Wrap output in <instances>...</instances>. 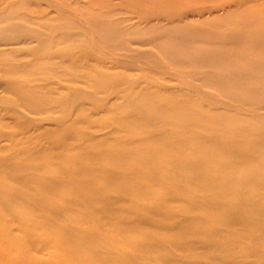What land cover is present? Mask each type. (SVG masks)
<instances>
[{
    "label": "bare ground",
    "instance_id": "1",
    "mask_svg": "<svg viewBox=\"0 0 264 264\" xmlns=\"http://www.w3.org/2000/svg\"><path fill=\"white\" fill-rule=\"evenodd\" d=\"M216 1L0 0V264H264V0Z\"/></svg>",
    "mask_w": 264,
    "mask_h": 264
},
{
    "label": "rangeland",
    "instance_id": "2",
    "mask_svg": "<svg viewBox=\"0 0 264 264\" xmlns=\"http://www.w3.org/2000/svg\"><path fill=\"white\" fill-rule=\"evenodd\" d=\"M214 3H217L218 4V2L216 1V0H202V10L204 9V8H206L207 6L206 5H212V4H214ZM204 7V8H203ZM208 9V8H207ZM205 15H208V14H205ZM133 46H135V47H137L138 45H133ZM142 48H149L148 46H143ZM102 48H100V50H98V52H100V53H102L103 54V49L101 50ZM27 59V58H26ZM55 61H57V60H55ZM101 61V60H100ZM54 62V61H53ZM42 64H45L44 62H41ZM146 68V65H143V64H141L140 66H137L136 68H139V69H131V70H127V69H125V68H123V67H119V66H117V61L115 60V59H112V58H105V59H102V62H100L99 63V65H97V68L98 69H100L101 71L102 70H104L105 68L106 69H109V74L111 73V74H121V73H126L127 75H131V76H134V77H138L140 74H141V70H142V68ZM149 68V67H148ZM100 70L99 71H97L96 73H101L100 72ZM147 70V69H146ZM104 71H106V70H104ZM107 72V71H106ZM13 76H15V78H17V79H19L18 77H23L24 75H21V74H14ZM40 77H42V78H45V77H50V76H58V77H60L61 79H60V84H62V86H68V85H70V84H72L70 81H67V79H65L63 76L64 75H62L60 72H58V73H55V74H51L49 71H43V73L42 74H40L39 75ZM23 78H29V77H23ZM23 78H20V79H23ZM42 82V81H41ZM40 82V83H41ZM76 85H77V87H83V88H85V87H88V86H86V83H84V82H79V83H76ZM210 91H213V90H210ZM62 92H65V90H63ZM214 92V91H213ZM0 95L1 96H3V97H5V98H8V99H15V96L11 93V92H8V91H5V90H3L1 87H0ZM0 111L2 112V113H7V108L3 105V104H0ZM29 114V116H35V115H33V114H30V113H28ZM39 117V116H38ZM43 121H45L44 119H43ZM17 129V126L16 125H12L11 127H9V130L10 131H14V130H16ZM100 132H104V130H101ZM75 215H79L78 214V212L77 213H74V216ZM78 233V232H77ZM55 248H52L51 249V251L52 252H50V253H53V252H55V253H57V254H59L61 251L60 250H55ZM32 254H35V253H32ZM62 254V253H61ZM60 254V255H61Z\"/></svg>",
    "mask_w": 264,
    "mask_h": 264
}]
</instances>
